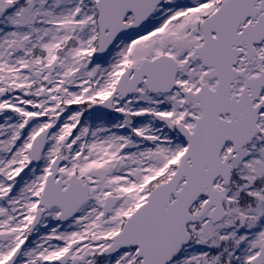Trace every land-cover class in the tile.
I'll use <instances>...</instances> for the list:
<instances>
[{
  "label": "snow or ice",
  "instance_id": "snow-or-ice-1",
  "mask_svg": "<svg viewBox=\"0 0 264 264\" xmlns=\"http://www.w3.org/2000/svg\"><path fill=\"white\" fill-rule=\"evenodd\" d=\"M0 264H264V0H0Z\"/></svg>",
  "mask_w": 264,
  "mask_h": 264
}]
</instances>
